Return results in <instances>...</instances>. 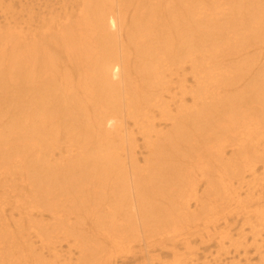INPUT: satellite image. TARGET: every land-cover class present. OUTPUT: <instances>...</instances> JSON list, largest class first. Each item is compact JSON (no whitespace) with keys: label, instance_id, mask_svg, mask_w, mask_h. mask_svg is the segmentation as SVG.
<instances>
[{"label":"bare ground","instance_id":"bare-ground-1","mask_svg":"<svg viewBox=\"0 0 264 264\" xmlns=\"http://www.w3.org/2000/svg\"><path fill=\"white\" fill-rule=\"evenodd\" d=\"M25 1L13 34L0 30L2 225L16 214L42 247L50 237L101 258L106 244L128 247L129 233L157 238L174 214L191 215L176 195L209 213L199 185L178 189L194 177L202 197L264 206V193L249 191L264 167V61L254 52L264 50V0ZM227 36L257 43L248 66L226 67L238 52L218 49ZM255 220L254 235L264 214Z\"/></svg>","mask_w":264,"mask_h":264},{"label":"rangeland","instance_id":"rangeland-1","mask_svg":"<svg viewBox=\"0 0 264 264\" xmlns=\"http://www.w3.org/2000/svg\"><path fill=\"white\" fill-rule=\"evenodd\" d=\"M29 2L30 0H26L25 6H30ZM9 7L10 9H8ZM17 12L18 0H0V30L5 29V26L8 25L10 29L5 33L13 34L15 30L12 26L17 17ZM260 33L257 31L256 36L258 38L261 36ZM239 37L243 36L234 37L233 40L227 36L230 40L224 44L220 41L218 45L219 50H228L235 46L238 51L236 55H233L231 61H226V67L234 65L236 68H240L243 63L247 66L250 64L246 55L254 51L252 46L257 43H253L244 37L250 44L245 46L243 42L236 41ZM254 52H258L255 58L256 62L264 61V50ZM239 56H241L240 59ZM223 58H226L224 60L229 59L225 56ZM243 58L247 60L245 61ZM3 111L0 110V125L5 127L6 125L3 123L7 118L4 117ZM125 122L128 129L133 127L130 120H125ZM154 123L157 131L162 129L163 123L160 127H158L159 122L157 120H154ZM164 130L166 129L164 128ZM134 135L138 145V149H136V157L139 161L137 168H141L145 165L143 158L146 157V150L141 148L142 139L135 130ZM260 135L262 141L259 149L264 151V128ZM175 154L169 155L173 157ZM228 155L229 153H227ZM261 158H264V153ZM256 165L253 175L255 184L249 189L252 197H256L259 192L264 193V167L260 163ZM250 176L246 175L249 178ZM199 181L202 182V179L194 177V179L188 180L186 185L182 183V187L178 189L183 191L190 189L189 184L191 182H194V185H199L196 189L197 196L210 209L209 213L205 216L201 215L202 212L199 211L198 203L193 200L194 197H190V193L184 198L177 197L176 193H173L176 195L175 201L180 203L189 201L188 212L191 215L174 214L172 219L163 225L162 229L165 231L162 235L159 234L157 238L145 239L142 238L141 233H129L130 244L128 247H122L123 249L120 251V248L114 249L110 244H106L105 248L98 252L101 258L96 255L97 253L92 252V249L84 252L82 256L75 247L68 249L66 243H54L50 237L47 245L42 247L40 240L36 237L35 227H32V230L23 227L22 225L25 224H22L16 228L14 223H17L19 216L14 214L13 220L6 217L5 224H8L9 229L5 228V224L2 225V220H0V234L3 230L2 227L7 231L3 234L5 238H0V264H48L53 261H55L54 264H75L76 261L78 264H258L259 257L264 256V227L257 226L254 235L255 232L250 231L249 225H256L255 219H258L260 214H264L263 203L249 204L247 200L242 198L243 194L238 202L223 195L216 198H210L209 195L202 197L200 195L203 193L204 185L199 184ZM179 194L183 195V193ZM157 196H155L156 199H158ZM196 205L197 207H195ZM114 213L118 216L119 213L123 215L125 212ZM33 214L35 213L33 212ZM7 215H9L8 212H6ZM0 218L2 219L1 215ZM246 223L248 225L242 227ZM241 227L244 237L239 239ZM170 238L175 239L173 245L169 243ZM87 241H89L88 237H86V244ZM94 244L97 243L87 245L92 246ZM53 247L56 250L55 255Z\"/></svg>","mask_w":264,"mask_h":264}]
</instances>
